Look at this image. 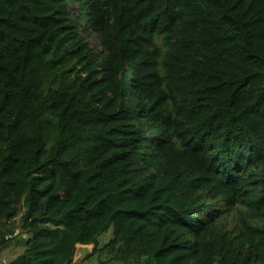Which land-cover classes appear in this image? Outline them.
<instances>
[{
  "label": "trees",
  "instance_id": "obj_1",
  "mask_svg": "<svg viewBox=\"0 0 264 264\" xmlns=\"http://www.w3.org/2000/svg\"><path fill=\"white\" fill-rule=\"evenodd\" d=\"M18 217L6 264H264V0H0V245Z\"/></svg>",
  "mask_w": 264,
  "mask_h": 264
},
{
  "label": "rangeland",
  "instance_id": "obj_2",
  "mask_svg": "<svg viewBox=\"0 0 264 264\" xmlns=\"http://www.w3.org/2000/svg\"><path fill=\"white\" fill-rule=\"evenodd\" d=\"M87 41H89L90 48L93 45L94 47L92 49L97 48L96 39L87 38ZM232 220H233L232 216H230L228 218L230 224ZM20 223H21L20 217H18L11 224L3 226L6 230L3 238L6 241H4V243H1L0 251L3 249H5L6 251L8 249L14 250L12 253L13 258L17 257V255L22 252L24 248L23 239L27 237V233L25 232V230L21 228ZM111 232L112 229L110 227L97 237L98 238L97 242L99 247L102 246L111 238L112 235ZM90 251H91V245H87V244L77 245L74 264H154L151 260L145 257H141L137 261L133 260L127 263H122L121 261L115 259L112 256V254L96 251L95 253L89 255ZM0 262L5 263V260Z\"/></svg>",
  "mask_w": 264,
  "mask_h": 264
},
{
  "label": "crops",
  "instance_id": "obj_3",
  "mask_svg": "<svg viewBox=\"0 0 264 264\" xmlns=\"http://www.w3.org/2000/svg\"><path fill=\"white\" fill-rule=\"evenodd\" d=\"M79 245V244H78ZM9 246V245H8ZM8 246H5V247H8ZM14 250L12 249H8L7 251L5 249L1 250L0 251V261H3L5 260V263H1V264H6L8 263L9 261L13 260V256H12V253H13ZM75 259V258H74Z\"/></svg>",
  "mask_w": 264,
  "mask_h": 264
}]
</instances>
